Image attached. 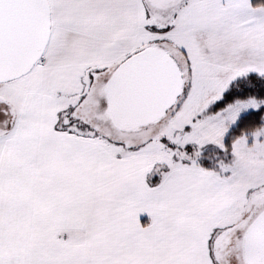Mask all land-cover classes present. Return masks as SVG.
<instances>
[{
    "label": "snow or ice",
    "instance_id": "1",
    "mask_svg": "<svg viewBox=\"0 0 264 264\" xmlns=\"http://www.w3.org/2000/svg\"><path fill=\"white\" fill-rule=\"evenodd\" d=\"M0 264H264V0H0Z\"/></svg>",
    "mask_w": 264,
    "mask_h": 264
}]
</instances>
